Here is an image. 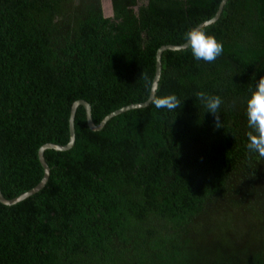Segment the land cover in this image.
I'll return each mask as SVG.
<instances>
[{"label": "trees", "instance_id": "obj_1", "mask_svg": "<svg viewBox=\"0 0 264 264\" xmlns=\"http://www.w3.org/2000/svg\"><path fill=\"white\" fill-rule=\"evenodd\" d=\"M222 0H0V192L31 190L44 143L69 141L70 110L98 125L149 100L157 52ZM204 29L213 63L166 51L156 95L176 111L122 113L100 131L76 109L74 144L46 149L49 177L0 203V264H264V160L245 101L264 75V0H227ZM148 79L145 80L144 77ZM219 95V127L195 93Z\"/></svg>", "mask_w": 264, "mask_h": 264}, {"label": "clouds", "instance_id": "obj_2", "mask_svg": "<svg viewBox=\"0 0 264 264\" xmlns=\"http://www.w3.org/2000/svg\"><path fill=\"white\" fill-rule=\"evenodd\" d=\"M183 40L192 56L198 61L213 63L224 51L223 43L198 25L189 27L183 34ZM144 79L147 80L148 77L145 76ZM249 93L245 101L249 129L246 133L248 140L246 147L249 152L256 153L260 159L264 160V75L260 76L254 86L250 85ZM195 97L205 106L206 111L213 114L219 127L217 114L223 103L222 98L204 91L196 92ZM150 102L156 108H166L168 111H176L181 105V100L175 94L153 95Z\"/></svg>", "mask_w": 264, "mask_h": 264}, {"label": "water", "instance_id": "obj_3", "mask_svg": "<svg viewBox=\"0 0 264 264\" xmlns=\"http://www.w3.org/2000/svg\"><path fill=\"white\" fill-rule=\"evenodd\" d=\"M227 0H222V2L220 3L218 10L215 14V16L208 20L203 22L202 24H200L199 26L204 28L206 26L212 25L213 23H215L218 18L220 17L223 7L225 5ZM188 49L186 47V43L183 45H167V46H163L161 47L158 52H157V64H156V76L154 78V82H153V87H152V92L150 95H156V90L158 88V84H159V80L161 77V72H162V55L164 52L166 51H182V50H186ZM150 98L147 102L145 103H140V104H133L127 107H124L120 110L114 111L110 114H108L106 117H104V119L98 124L96 125L92 118H91V107L87 102L84 101H76L75 103H73L71 110H70V117H69V141L66 144H55V143H44L43 145H41V147L38 150V157H39V161L44 169V174L43 177L41 178V180L37 183V186H35L34 188H32L31 190L21 194L20 196L13 198V199H6L0 192V203L6 206H12L15 205L19 202H21L22 200L28 198L29 196L35 194L36 192L40 191L42 189V187L45 185V183L48 180L49 177V167L45 161L44 158V151L46 149H55V150H68L72 147V145L74 144V139H75V132H74V119H75V113H76V109L79 106L84 107L85 112H86V118H87V124L89 126V128L93 131H100L105 124L107 123L108 120H110L113 117H116L122 113H125L127 111L130 110H134V109H141V108H146L150 105Z\"/></svg>", "mask_w": 264, "mask_h": 264}, {"label": "rangeland", "instance_id": "obj_4", "mask_svg": "<svg viewBox=\"0 0 264 264\" xmlns=\"http://www.w3.org/2000/svg\"><path fill=\"white\" fill-rule=\"evenodd\" d=\"M103 4H104V11H105V14H106L104 16L107 17V18L112 17V8H111V5H110V0H103Z\"/></svg>", "mask_w": 264, "mask_h": 264}, {"label": "crops", "instance_id": "obj_5", "mask_svg": "<svg viewBox=\"0 0 264 264\" xmlns=\"http://www.w3.org/2000/svg\"><path fill=\"white\" fill-rule=\"evenodd\" d=\"M101 4H102V0H101Z\"/></svg>", "mask_w": 264, "mask_h": 264}, {"label": "bare ground", "instance_id": "obj_6", "mask_svg": "<svg viewBox=\"0 0 264 264\" xmlns=\"http://www.w3.org/2000/svg\"><path fill=\"white\" fill-rule=\"evenodd\" d=\"M110 5H111V3H110Z\"/></svg>", "mask_w": 264, "mask_h": 264}]
</instances>
